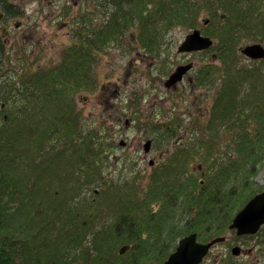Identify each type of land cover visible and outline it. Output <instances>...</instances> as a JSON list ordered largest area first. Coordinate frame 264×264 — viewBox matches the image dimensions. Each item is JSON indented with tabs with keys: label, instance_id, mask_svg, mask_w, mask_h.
I'll list each match as a JSON object with an SVG mask.
<instances>
[{
	"label": "trees",
	"instance_id": "1",
	"mask_svg": "<svg viewBox=\"0 0 264 264\" xmlns=\"http://www.w3.org/2000/svg\"><path fill=\"white\" fill-rule=\"evenodd\" d=\"M217 2L220 10L226 12L224 19L218 15L222 24L228 19L242 21L237 11L246 2ZM110 6L115 9L113 12ZM203 6L213 7L210 0H99L94 10L83 15L82 26L63 49L60 62L47 69L35 68L29 75H19L18 84L10 83L11 69L5 68L6 41L0 29V264H163L184 236L195 233L199 242L218 237L250 199L249 195L255 193L249 179L264 165V94L257 97L252 91L257 81L264 84V72L246 69L225 72H238L241 78L225 83L219 91L209 110V138L202 139L197 134L191 139V146L178 144L169 160L157 166L146 189L132 187L128 182L119 183L107 191L92 190V197L80 206L65 193L75 178L72 182L59 179L64 185L62 201L41 181L45 170L50 168L63 171L62 175L72 173V177L82 169L86 171L84 183L89 185L104 148H109L98 143L95 130L77 141L83 124L75 96L95 87L89 73L95 47L116 42L124 34L122 28L136 19L140 22L144 48L158 55L160 30L198 27L197 15ZM97 12H102L104 19L91 28L87 22ZM21 13L17 4L0 0V27L2 20L16 18ZM243 25L264 32V21L227 25L224 30L215 25L214 34L209 30L210 22L203 28L207 36L219 39L216 56L230 67L237 61L232 31ZM206 68L209 67L199 69L196 74L199 85L208 80L210 70ZM247 80L251 81L250 89L246 93L240 89L239 97L249 95L254 103L250 104L245 97L235 105L238 83ZM225 95L227 100H223ZM248 122L254 124L247 126ZM223 127L235 130L232 139L235 157L229 163H220V159L211 156L214 137L220 136L219 128ZM150 128L155 130V126ZM171 129L167 126L165 130L168 138L175 135ZM194 144L204 147V154L211 159L209 171L201 182L193 175L187 176L180 166L184 154L194 150ZM66 153L71 161L55 165ZM235 179L238 187L232 186ZM247 190L250 193L246 195ZM109 198L117 219L110 239L105 242V232L90 231V226L93 227L90 221L103 215ZM154 205L157 208L152 210ZM87 235L92 238L88 244ZM116 246H121L118 252ZM122 246H127L124 253H120Z\"/></svg>",
	"mask_w": 264,
	"mask_h": 264
},
{
	"label": "rangeland",
	"instance_id": "2",
	"mask_svg": "<svg viewBox=\"0 0 264 264\" xmlns=\"http://www.w3.org/2000/svg\"><path fill=\"white\" fill-rule=\"evenodd\" d=\"M8 1L17 4L22 12L16 18L6 19L1 25L7 49L5 68L11 69L9 72L13 78L11 77L10 83L18 84L19 75H29L35 68L47 69L60 62L63 49L75 39L77 35L75 31L82 26L83 15L87 10H94L99 0ZM217 1L210 0L212 8L203 6L200 9L201 12L199 11L196 21L199 24L198 27L176 26L167 30L161 29L159 45L156 49L158 55L144 48L140 39V22L136 19L122 28L124 34L119 36L116 42L112 41L101 47H95L94 62L89 67L95 87L92 90H83L75 96L76 108L83 124L82 133L77 141H81L83 134L86 135L90 130H95L98 143H104L109 148H104L101 161L95 165L94 175L89 185L84 183L86 171L82 169L75 171L72 177V173L62 175L63 171H54L55 169L50 168L49 171L45 170L44 177L41 179L43 186L52 189L53 194L60 197L62 201L64 185L59 183V179L72 182L75 178V182L69 184L71 186H68L65 193L70 195L68 199L72 196L74 202L80 206L92 197V190L107 191L119 183L128 182L132 187L144 190L148 187L157 166L169 160L177 151L178 144L191 146V139L197 134H200L202 139L209 138L207 124L211 106L225 83L237 82V79L241 78L238 72L235 74L225 72L228 69L264 72V61L253 63L240 53V49L249 44L258 43L264 46V32L257 27L252 31L243 32L233 29L232 35L236 39L233 52L237 56V61L235 60L231 67L223 64L216 56V48L220 46V42L214 36H209L214 41V49L192 54L178 52V47L185 36L194 29L206 35L204 26L209 22V30L212 33L215 32V25L221 30H224L227 25L237 26V23L230 19L223 24L218 20V15L226 12L219 10L215 13L216 6H220L221 9ZM253 1L239 0L240 3H253ZM257 2L259 7L255 13L264 20V0H256L255 3ZM109 10L113 12L115 9L110 6ZM214 13L215 17L212 19ZM257 15L251 21H258L255 18ZM90 17L87 23L91 24L92 28L93 24H101L104 14L97 12ZM158 27L161 28V25ZM153 30L155 31V28ZM187 64H192L193 68L183 80L166 87L165 83L174 70L180 65ZM204 67H209L206 69H209L210 73L208 80L203 85H199L196 74ZM238 84L240 88L234 95V104L243 102L241 98L245 97L246 101L253 104L254 101L249 99V95L239 97L240 89L244 93L249 91L251 81L247 80ZM254 91L257 97H262L263 95L259 93L264 94V84H258L257 81L252 92ZM223 100H227V95L223 97ZM255 100H257L256 97ZM221 111L222 108L219 113ZM248 124L254 123L248 122L247 126ZM151 126H155V130L151 129ZM167 126L173 128L171 132L175 135L172 138H168L165 134ZM247 126L245 125V128ZM219 129L220 136L214 137L211 156L220 159V163H229V159L232 160L235 157L234 143H232L235 130L229 127ZM56 138L58 137L53 139ZM120 141H124L125 145L120 146ZM147 141L151 142L148 153L143 148ZM53 146L56 147L57 144L54 142ZM194 146V150L190 149L189 153L184 154L183 164L180 166L183 167L182 172H186L187 176L193 175L198 182H201L209 171L211 159L204 154V147L198 144ZM70 161L71 156L66 153L59 161H55V165L62 166ZM150 161H153L152 165L149 164ZM251 180L249 179L252 185L251 191L256 193L257 190L264 188V165L258 169L256 176ZM232 186L238 187V180L235 179ZM248 193L250 190L245 192L246 195ZM255 193L250 194L249 197H253ZM70 201L73 203L72 200ZM106 205L108 206L103 215L95 221H90L93 225V227L90 226V231L97 229L105 232L108 237H105L107 239L105 242L110 239L117 219L110 198L106 201ZM156 208L157 206L154 205L152 210ZM83 223L88 226V223ZM228 225L219 235L224 236L226 241L214 245L201 264H254L255 262L261 264V261L255 257L264 260V253L261 252H264L262 248L264 238L237 237L235 231L228 229ZM91 239V236L87 235L86 244ZM234 246L242 249L243 254L240 257L231 255V249ZM120 247L116 246L117 252ZM255 247L258 250L253 255L248 253L249 249L253 250Z\"/></svg>",
	"mask_w": 264,
	"mask_h": 264
},
{
	"label": "water",
	"instance_id": "3",
	"mask_svg": "<svg viewBox=\"0 0 264 264\" xmlns=\"http://www.w3.org/2000/svg\"><path fill=\"white\" fill-rule=\"evenodd\" d=\"M219 8V7H218ZM207 24V22H205ZM213 45V41L209 37H205L199 30H193L185 36L178 47L179 53H193L209 49ZM241 53L249 59L258 60L264 58V48L259 44H251L243 47ZM192 68L191 64L178 66L175 71L168 77L166 87L181 81L183 76ZM127 124V122H126ZM120 146H124L125 142L120 141ZM151 142L144 144V151L148 153ZM152 164V162H150ZM264 224V191L254 196L241 209L232 220L230 229H236L237 236L255 234L261 225ZM224 238H215L208 243H200L197 241L195 233L183 237L179 240L177 247L173 253L169 255L163 264H200L208 254L210 248L215 244L222 242ZM127 247L124 246L120 253H124ZM232 255L238 256L240 249L234 247L231 250Z\"/></svg>",
	"mask_w": 264,
	"mask_h": 264
},
{
	"label": "flooded vegetation",
	"instance_id": "4",
	"mask_svg": "<svg viewBox=\"0 0 264 264\" xmlns=\"http://www.w3.org/2000/svg\"><path fill=\"white\" fill-rule=\"evenodd\" d=\"M255 2H256V0H254L253 3L246 2V6H244L243 4H242L243 6H240L239 11H237V17L240 20L242 19V21L241 22L238 21L237 22L238 25H242L243 22L246 23L248 21H251V19L254 16L257 15L255 12H256V10L259 7V2H257V3H255ZM255 18L258 20V21H255L257 23L258 22H261V21H264L258 15ZM237 29H238V31H242V32L243 31H252L250 29H254V27L252 25L250 27L249 26H246V25H243V27L240 26ZM248 60L251 61V62H253V63H260V62L264 61V59H259V60L248 59ZM261 191H264V188ZM243 237H247V238H253V237L258 238V237H262V238H264V224L262 226H260V228H259V230H258V232L256 234H254V235H246V236H243ZM225 241H226V239H225ZM262 244H263L262 245L263 246L262 248L264 250V241H262ZM257 247L253 248V250L249 249L248 250V253H250V254L253 255L258 250ZM261 252L264 253L263 251H261ZM242 254H243V252H242V249H241L240 255L238 257H240ZM255 258L258 259L259 261H261V264H264V260L263 259H260L258 257H255ZM254 264H257V262H255Z\"/></svg>",
	"mask_w": 264,
	"mask_h": 264
}]
</instances>
